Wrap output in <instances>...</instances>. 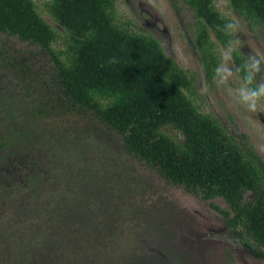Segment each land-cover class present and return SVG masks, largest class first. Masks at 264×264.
<instances>
[{"label": "trees", "instance_id": "1", "mask_svg": "<svg viewBox=\"0 0 264 264\" xmlns=\"http://www.w3.org/2000/svg\"><path fill=\"white\" fill-rule=\"evenodd\" d=\"M228 1L264 29V0ZM189 2L213 76L233 24L215 0ZM48 9L66 30V51L35 0H0V85L11 86L0 89V264H121L107 258L124 236L112 211L135 181L121 153L208 201L264 260V161L195 103L189 71L154 35L120 23L116 0H51ZM3 36L30 43L34 55L9 51ZM41 55L51 71L36 67ZM102 126L117 148L114 136L92 132Z\"/></svg>", "mask_w": 264, "mask_h": 264}, {"label": "rangeland", "instance_id": "2", "mask_svg": "<svg viewBox=\"0 0 264 264\" xmlns=\"http://www.w3.org/2000/svg\"><path fill=\"white\" fill-rule=\"evenodd\" d=\"M35 1L42 16L58 32L55 47L66 51L69 44L65 37L66 30L49 12L48 3L51 0ZM172 1L116 0V17L120 23L129 24L133 31L145 35H155L153 27L157 23L160 29L155 37L163 43L165 53L194 77V93L190 94L195 103L202 111L217 116L245 147L264 161V92L256 89L251 76L249 80L244 78L234 60L237 50L233 52L245 39L247 46L244 50L252 49L264 61V30L249 26L230 7L228 0H215L217 8L233 24L234 40L229 47H218L219 64L211 76L196 43L197 33L193 31L192 23L188 21L186 25H181ZM165 29L168 32L165 33ZM7 43L15 44L30 56L34 55L30 51H36L34 46L23 45L30 43H21L14 37L8 38ZM48 60L44 55L37 57L36 67L43 61L52 66ZM0 89L5 92L11 86L1 84ZM3 110L7 112V108ZM82 122L84 120L78 124ZM85 122L93 129L90 118ZM71 123L73 119L63 124ZM102 128L97 127L92 132L100 134L101 138L109 136L111 140L114 136L111 143L117 148V137L106 133L105 127ZM89 151L94 154L90 147ZM120 155L121 164L132 168L135 181L130 182V189L126 192H129V196L123 194L125 205L122 209L112 211L111 216L122 221L124 236L120 239V246L107 258L117 260L113 256L120 255L121 264H165L166 259L170 262L174 259L173 264H192L193 261L195 264H219L217 260L226 264H264V260L249 246L252 243L250 238L229 225L208 201L188 193L181 186L168 183L153 169L134 158L123 153ZM98 156L102 158V155ZM214 202L222 208L227 207L222 198ZM107 262L110 264V261Z\"/></svg>", "mask_w": 264, "mask_h": 264}, {"label": "flooded vegetation", "instance_id": "3", "mask_svg": "<svg viewBox=\"0 0 264 264\" xmlns=\"http://www.w3.org/2000/svg\"><path fill=\"white\" fill-rule=\"evenodd\" d=\"M174 1V2H173ZM172 1V3H171V5H172V7L174 8V10H175V12H176V14H177V16L179 15L180 17H179V20H180V23H181V25L183 26V25H186L185 24V22H188V21H190L192 24H191V27H192V29H193V31L195 32V33H197L198 31V28H199V19H200V17H199V15L196 13V11H195V9L193 8V6L191 5V3L189 2V0H173ZM235 11V10H234ZM235 13L241 18V19H243L245 22H247L243 17H241L236 11H235ZM189 17V18H188ZM183 18H185V19H183ZM188 18V19H187ZM248 23V22H247ZM248 25L249 26H251L252 27V25H250V23H248ZM259 28L260 30H262L263 28L261 27V26H259V25H257L256 27H254V28ZM154 29H153V32H154V34L156 35V36H158L157 35V31L160 29L159 28V26H158V24L157 23H155V27H153ZM187 28V27H186ZM233 28V27H232ZM154 30H156V31H154ZM187 30L188 31H191V29L190 28H187ZM264 30V29H263ZM262 30V31H263ZM231 31H232V29H231ZM164 32L166 33V32H168L167 31V29H165L164 30ZM263 33H264V31H263ZM154 35V36H155ZM232 35H233V31H232ZM3 38H5V40H3V42L5 43V44H7L8 46H7V49L9 50V51H12V50H14L13 52H15V50L16 49H20L21 50V48H19V47H17L15 44H8L7 42H8V38L9 37H7V36H3ZM2 38V39H3ZM158 39V38H157ZM233 40H234V35H233ZM233 42V41H232ZM161 44H163V43H161ZM23 45H27V44H23ZM232 45V44H231ZM230 45V46H231ZM246 46L247 45H245V39H244V41H242V44H241V46L239 47V48H234L233 49V52L235 51V50H237L236 52H239V54H240V58H242V64L244 65V66H246V68H247V71H248V73H242L243 74V76H244V78H246L247 77V74H250V76H251V79H252V81H253V83H255V85H256V89H258L259 91H262V92H264V61L263 60H260V57L257 55V54H255L254 52H253V50L252 49H250V48H247V51H245L244 49L246 48ZM26 52V51H25ZM250 52H253V54L252 55H250L249 53ZM242 53V54H241ZM244 54H246V58H244ZM248 54V55H247ZM244 55V56H243ZM234 60H235V62H236V64H237V61H236V58L234 57ZM42 65H44V67H42L41 65H40V67H38V68H40L41 69V71L42 72H45V71H47V70H49V69H51L52 68V66L50 65V64H45L44 63V61H43V63H42ZM51 71V70H50ZM249 76V77H250ZM223 199V198H222ZM225 201V200H224ZM248 241V240H247ZM248 243H249V241H248ZM249 246L251 247V244L249 243ZM139 260H141V258H138ZM152 259V258H151ZM154 259H156V258H154ZM143 262H146V261H143ZM172 264H173V262H174V259H172ZM171 262H170V260L168 259H166L165 260V264H171ZM147 263V262H146ZM216 263H219V264H226L224 261H220V260H217V262ZM163 264H164V262H163ZM192 264H195V261H193L192 262Z\"/></svg>", "mask_w": 264, "mask_h": 264}]
</instances>
